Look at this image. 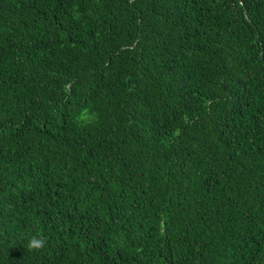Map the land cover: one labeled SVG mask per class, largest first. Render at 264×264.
Wrapping results in <instances>:
<instances>
[{
    "label": "trees",
    "instance_id": "1",
    "mask_svg": "<svg viewBox=\"0 0 264 264\" xmlns=\"http://www.w3.org/2000/svg\"><path fill=\"white\" fill-rule=\"evenodd\" d=\"M0 264H264V0H0Z\"/></svg>",
    "mask_w": 264,
    "mask_h": 264
},
{
    "label": "clouds",
    "instance_id": "2",
    "mask_svg": "<svg viewBox=\"0 0 264 264\" xmlns=\"http://www.w3.org/2000/svg\"><path fill=\"white\" fill-rule=\"evenodd\" d=\"M95 119L94 116H89L88 111L85 110L80 116L77 117L78 123H82L84 125L91 123ZM46 245V238L33 237L28 241V249L29 251L41 250Z\"/></svg>",
    "mask_w": 264,
    "mask_h": 264
}]
</instances>
